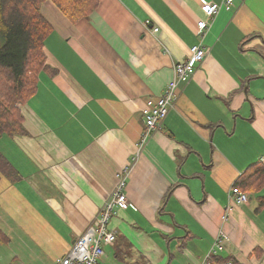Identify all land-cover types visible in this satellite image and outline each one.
<instances>
[{
    "label": "crops",
    "instance_id": "1",
    "mask_svg": "<svg viewBox=\"0 0 264 264\" xmlns=\"http://www.w3.org/2000/svg\"><path fill=\"white\" fill-rule=\"evenodd\" d=\"M203 1L221 0H97L75 24L50 0L42 5L52 32L47 69L19 105L27 133L0 138L20 175L0 178V229L16 251L9 259L54 264L124 174L130 207L113 209L115 241L98 264H203L220 231L228 240L214 263L264 264V190L243 192L246 204L229 198L264 163V0L219 10L202 39L204 60L138 147L144 102L161 95L199 42Z\"/></svg>",
    "mask_w": 264,
    "mask_h": 264
},
{
    "label": "trees",
    "instance_id": "2",
    "mask_svg": "<svg viewBox=\"0 0 264 264\" xmlns=\"http://www.w3.org/2000/svg\"><path fill=\"white\" fill-rule=\"evenodd\" d=\"M47 0H0V138L25 136L23 105L37 90L38 74L47 69L44 42L52 32V26L41 13ZM73 24L86 19L97 7V0H50ZM252 170L237 184L241 192L252 190L259 194L264 190V163L251 166ZM14 183L19 173L0 153V178ZM258 205H264L259 195ZM9 243L0 229V244ZM213 264H237L231 258L216 260Z\"/></svg>",
    "mask_w": 264,
    "mask_h": 264
},
{
    "label": "built area",
    "instance_id": "3",
    "mask_svg": "<svg viewBox=\"0 0 264 264\" xmlns=\"http://www.w3.org/2000/svg\"><path fill=\"white\" fill-rule=\"evenodd\" d=\"M235 0H221L219 3L202 2L200 7L203 19L197 21L196 37L199 42L189 49V56L184 61H179L173 65V77L165 86L161 95L157 98H149L144 102L141 109V117L143 120V129L140 135L138 147L148 140L151 133L155 131L160 124L166 119L176 98L178 85L187 83L195 73L197 65H199L208 53V49L202 44V39L209 29L215 15L220 9L230 11ZM150 21L146 20L145 25L148 26ZM153 33L158 32V28L152 29ZM263 161V160H262ZM117 183L109 200L101 208L97 218L86 228L70 246L68 251L58 258L54 264H98L99 260L104 256V246L111 245L115 241V234L109 230L108 223L114 208L125 210L130 207L129 202L124 193L125 177L124 174L116 176ZM229 198L237 205L246 204L248 195L241 192L237 187L233 186L229 191ZM226 214L222 219L226 220L231 211V206H227ZM228 240L227 235L220 231L211 245L210 251L206 256L203 264H213L211 258L223 250L225 242ZM226 264H232L227 262Z\"/></svg>",
    "mask_w": 264,
    "mask_h": 264
},
{
    "label": "rangeland",
    "instance_id": "4",
    "mask_svg": "<svg viewBox=\"0 0 264 264\" xmlns=\"http://www.w3.org/2000/svg\"><path fill=\"white\" fill-rule=\"evenodd\" d=\"M2 44V40L0 37V47ZM1 144V142H0ZM8 244V243H7ZM7 244H0V264H21V262H17V260L12 261V259H9V255L11 253L16 252L15 250L13 251L12 247L7 246ZM13 247L16 246V243L12 242ZM15 254V253H14Z\"/></svg>",
    "mask_w": 264,
    "mask_h": 264
}]
</instances>
